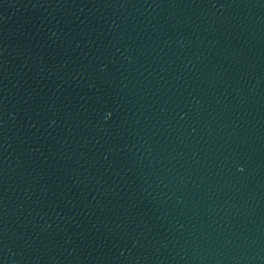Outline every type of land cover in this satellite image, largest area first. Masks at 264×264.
<instances>
[{"label": "water", "instance_id": "95a60500", "mask_svg": "<svg viewBox=\"0 0 264 264\" xmlns=\"http://www.w3.org/2000/svg\"><path fill=\"white\" fill-rule=\"evenodd\" d=\"M0 264H264V0H0Z\"/></svg>", "mask_w": 264, "mask_h": 264}]
</instances>
